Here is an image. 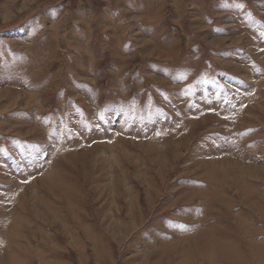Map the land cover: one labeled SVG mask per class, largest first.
I'll return each instance as SVG.
<instances>
[{
  "label": "rangeland",
  "instance_id": "374dc122",
  "mask_svg": "<svg viewBox=\"0 0 264 264\" xmlns=\"http://www.w3.org/2000/svg\"><path fill=\"white\" fill-rule=\"evenodd\" d=\"M0 264H264V0H0Z\"/></svg>",
  "mask_w": 264,
  "mask_h": 264
}]
</instances>
